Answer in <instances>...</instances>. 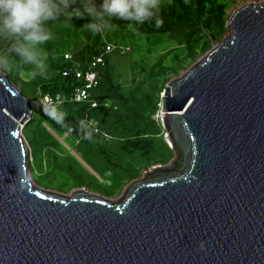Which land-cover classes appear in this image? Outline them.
Returning <instances> with one entry per match:
<instances>
[{"label": "water", "instance_id": "obj_1", "mask_svg": "<svg viewBox=\"0 0 264 264\" xmlns=\"http://www.w3.org/2000/svg\"><path fill=\"white\" fill-rule=\"evenodd\" d=\"M226 29L161 95L174 158L115 199L35 184L31 102L0 70V264H264V0Z\"/></svg>", "mask_w": 264, "mask_h": 264}, {"label": "trees", "instance_id": "obj_2", "mask_svg": "<svg viewBox=\"0 0 264 264\" xmlns=\"http://www.w3.org/2000/svg\"><path fill=\"white\" fill-rule=\"evenodd\" d=\"M239 1L159 0L157 18L161 20L160 25H156L155 19H150L136 25L135 29L149 36L171 34L176 44L174 48L176 51L172 57L171 53L165 57V59L171 57L170 61L163 63L164 58H160L158 65L151 70L150 78L154 79L153 87L148 75V80L143 81L140 88L130 93H126L113 78L108 61L109 55H107L109 52L105 53L106 41L102 32L93 34L82 28L86 20L73 15L61 16L55 21H49L47 26L53 34V39L43 46L48 53L46 78L33 73V75L30 74L29 80L24 81L21 64L15 63L8 68L0 66V70L30 100L31 107L35 104L36 110L39 109L43 113L37 116L36 110L33 111L32 118L24 129L33 157V165H30L32 175L48 160L60 162L65 156L60 143L53 137L49 128L58 135L67 134L74 129L69 137H73L77 145L85 146L90 152H100L108 168L117 167L126 171L122 165V156L128 158L148 156L153 146V135H160L161 132L159 123L154 119L160 111V91L164 90L172 74H177L179 70L194 64L199 56L210 50L214 42L222 40L227 32L228 11ZM100 2L101 0H96L97 4ZM68 3L71 8H75L80 5L81 0H68ZM111 23L119 31L120 27L127 25L128 22L113 19ZM71 24L80 31L83 43L80 47H70L68 50L72 54V60H66L65 50L56 51L55 46L65 42L59 31L67 29ZM7 46L8 41L0 38V55L4 54ZM102 54H104L105 62L97 68L99 84L92 89V99L97 102V106L92 108L91 103L72 102L70 98L76 87L84 85L75 78V72L87 70L93 59ZM64 72H69V75L65 77ZM148 86L149 91L150 88L154 90V95L147 99L149 94L148 91L145 93L144 89ZM45 95L52 98L60 95L65 99L62 106L58 107L65 113L63 124L52 120L39 106L41 97ZM81 120L95 121L101 133H95L89 126L91 138L85 139L84 131L79 125ZM111 137L112 141L108 142ZM114 137L118 140L112 144ZM155 163L150 162L144 169H148ZM33 167L35 171L32 170Z\"/></svg>", "mask_w": 264, "mask_h": 264}, {"label": "rangeland", "instance_id": "obj_3", "mask_svg": "<svg viewBox=\"0 0 264 264\" xmlns=\"http://www.w3.org/2000/svg\"><path fill=\"white\" fill-rule=\"evenodd\" d=\"M259 1L240 0L228 11V16L234 9ZM59 33H61L60 36L65 42L62 45L55 46L56 51L65 50L64 54H71L68 50L70 47H80L83 43L80 31L76 30V27L72 24L68 25L67 29L60 30ZM102 34L106 41V47L110 46L112 48L107 55H109L108 61L112 68L113 78L126 93L140 88L141 83L148 80V75L150 78L151 70L158 65L160 58H164L163 63L170 61L176 51L174 49L176 47L175 41L172 40V35L168 33L149 36L123 25L119 31L116 27H113L103 31ZM226 35H228V32L224 36ZM124 51L125 53H123ZM170 53L171 57L165 59ZM203 55L199 56L198 59ZM192 65L179 70L177 74H172L167 84L180 77ZM30 74L33 75V71L28 66L22 65V78L24 81L29 80ZM153 81L154 79L150 78L152 87ZM148 88L149 86L144 89L145 93L148 91L149 94L147 99L152 98L154 95V90L150 88L149 91ZM163 91H160V98ZM32 110H36L35 104H32ZM36 112L37 116L43 114L39 109ZM154 119L160 125V135H153V146L148 156L141 155L130 158L122 156V165L126 171L117 167L108 168L104 156L100 152H90L85 146L77 145L73 137L70 138L67 134L59 136L49 128L53 137L60 143L62 153L65 156L60 162L48 160L34 175L31 173L35 184L41 188L62 194H70L75 189L84 188L91 194L104 198L115 199L121 197L131 181L144 178L146 173L153 172V166L167 164L175 156L165 138L166 134L161 123V110L154 116ZM117 140L114 137L112 144L116 143ZM110 141H112V137L108 140V142ZM150 162L156 163L148 169H144ZM30 164L33 165V163ZM32 170L35 171L34 167ZM105 170H108V172H105Z\"/></svg>", "mask_w": 264, "mask_h": 264}, {"label": "clouds", "instance_id": "obj_4", "mask_svg": "<svg viewBox=\"0 0 264 264\" xmlns=\"http://www.w3.org/2000/svg\"><path fill=\"white\" fill-rule=\"evenodd\" d=\"M70 8L68 0H0V38L8 41L4 54L0 55V66L8 68L19 63L46 78L48 53L43 46L53 39L47 25L61 16L73 15L86 20L82 28L93 34L115 27L111 23L113 19L127 21V27L133 30L146 20L155 19L157 26L161 23L157 18L159 0H101L99 4L96 0H81L71 12ZM43 111L58 124H63L65 113L55 102ZM79 125L84 138H91L89 122L81 120Z\"/></svg>", "mask_w": 264, "mask_h": 264}, {"label": "built area", "instance_id": "obj_5", "mask_svg": "<svg viewBox=\"0 0 264 264\" xmlns=\"http://www.w3.org/2000/svg\"><path fill=\"white\" fill-rule=\"evenodd\" d=\"M112 50L110 46L106 47V52L108 53ZM66 60H72V54H65L64 55ZM104 54L97 56L93 59V61L90 63V66L88 67L87 70H78L75 72V78L83 82L84 85L82 86H77L74 93L72 94L70 100L75 103H91L92 108L97 106V102L92 99V89L98 86L99 84V72H98V67L99 65L102 66L104 65ZM63 75L67 77L69 75V72H64ZM53 102H55L56 106H62V104L65 102V99L58 95L55 98H52L49 95H45L41 97L39 101V106L41 107L42 110L44 108L48 107L51 105ZM42 105L44 107H42ZM89 126L93 129L95 133H101L100 129L97 127V123L93 120L88 121ZM74 129H71L69 134L73 133ZM25 144L27 146V149L29 151V160L32 162V156H31V147L27 140L25 139Z\"/></svg>", "mask_w": 264, "mask_h": 264}]
</instances>
